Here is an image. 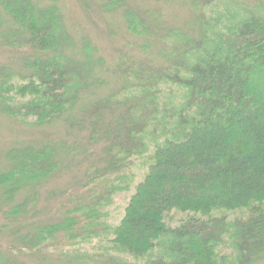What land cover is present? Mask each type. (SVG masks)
I'll list each match as a JSON object with an SVG mask.
<instances>
[{"label": "trees", "instance_id": "obj_1", "mask_svg": "<svg viewBox=\"0 0 264 264\" xmlns=\"http://www.w3.org/2000/svg\"><path fill=\"white\" fill-rule=\"evenodd\" d=\"M94 1L108 13L125 5ZM185 1L191 18L180 28L156 21L150 29L125 16L129 36L144 41L143 59L120 60L112 73L116 88L90 103L102 83L88 53L78 65L58 52L56 5L0 0V51L17 54V70L0 64V115L27 127L62 123L69 133H84L78 147L60 140L0 156V237L22 246L6 244L0 264H15L5 251L47 263L52 249L68 264L264 262V0L235 4L215 19L202 11L220 0ZM92 147L101 148L95 162ZM81 164L82 194L71 196L59 221L36 224L43 212L37 190L64 167ZM135 168L144 169L137 182ZM191 187L207 196H179ZM131 189L121 219L106 223L113 198ZM174 213L184 217L172 226ZM93 240L92 252L82 251Z\"/></svg>", "mask_w": 264, "mask_h": 264}, {"label": "rangeland", "instance_id": "obj_2", "mask_svg": "<svg viewBox=\"0 0 264 264\" xmlns=\"http://www.w3.org/2000/svg\"><path fill=\"white\" fill-rule=\"evenodd\" d=\"M257 0H226L217 1L214 5L205 8L202 13L208 19L219 18L225 16V8L236 9L235 4L246 7H252ZM37 9L46 8L47 5L54 4L58 8L60 19L58 28L55 29L56 38L59 43L58 52L64 56L65 59L70 60L74 64H82L85 62L83 52L88 53L94 62V75L102 83V87L94 91V95L89 102L98 100L107 96L111 90L116 88L113 70L122 59L141 60L142 52L138 49L143 40L129 36L127 33L125 16L132 13L137 18L138 24L143 23L151 29L154 22L158 21L163 25L171 28H180L181 24L191 18V13L187 7L185 0H125L123 8L118 9L112 13L102 12L99 7V1L94 0H33ZM229 4V5H225ZM220 20H223L221 18ZM87 55V54H86ZM17 54H10L0 51V64H5L17 70L16 61L13 59ZM79 65V64H78ZM177 94L174 96V104L179 100ZM84 133L68 132L65 125L62 123H55L41 128H32L18 124L6 117L0 115V156L4 155L10 149L21 148L24 146L40 147L43 144L54 143L58 144L60 140H67L76 147L84 144ZM92 151L96 152L95 156L89 158L92 162L96 161V156L100 155L101 148L92 147ZM139 164L138 161H134ZM84 164L80 167H64V169L55 176L46 180L45 183L37 190L36 204L41 212L36 224L46 225L48 223L57 222L58 212L64 211L72 207L73 202L69 203L72 195L79 193L78 183L83 181ZM134 181L140 179L144 169L135 168ZM167 173L173 176L186 175L184 173L171 172L166 169ZM226 185L223 184L224 189ZM167 192H170L172 186H164ZM191 187L189 191H180L179 196L186 197H205L207 195L194 193ZM124 192L116 195L113 198L112 205L106 209L107 220L106 223L114 226L118 223L123 215L125 208L126 197L129 192ZM157 200L162 199V195H156ZM145 212H149L151 207L150 202L145 200ZM65 205V206H62ZM62 210V211H61ZM183 215L174 213L170 225H176L179 220L183 219ZM2 218L0 217V224ZM135 228H138L136 225ZM28 229V228H27ZM27 229L23 230L25 232ZM134 236L137 233H133ZM0 251L4 250L6 244L13 243L15 247H22L17 241L7 239V237H0ZM59 240V237L57 238ZM97 240V239H96ZM93 240L91 245L81 246L84 249L91 250L94 245ZM56 243V242H55ZM96 243V242H95ZM2 246V247H1ZM228 249V248H227ZM226 248L222 249L221 253H229ZM6 260L15 264H68V261L57 259L54 250L45 252L46 258L49 262L42 263L38 260L36 255L31 254H17L15 252H3ZM52 256V257H51ZM127 263H135L131 258L124 256ZM144 264V262L135 263ZM227 264V263H224ZM257 264H264L260 262Z\"/></svg>", "mask_w": 264, "mask_h": 264}]
</instances>
